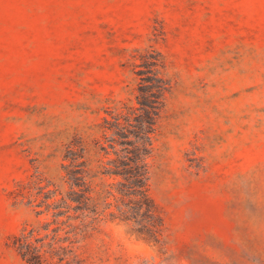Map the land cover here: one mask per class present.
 <instances>
[{"label":"rangeland","instance_id":"374dc122","mask_svg":"<svg viewBox=\"0 0 264 264\" xmlns=\"http://www.w3.org/2000/svg\"><path fill=\"white\" fill-rule=\"evenodd\" d=\"M146 48L170 82L150 158L162 231L101 222L87 264H264V0H0V264H28L21 186L59 183L64 144L133 99Z\"/></svg>","mask_w":264,"mask_h":264},{"label":"trees","instance_id":"16d2710c","mask_svg":"<svg viewBox=\"0 0 264 264\" xmlns=\"http://www.w3.org/2000/svg\"><path fill=\"white\" fill-rule=\"evenodd\" d=\"M128 66L133 99L105 108L90 144L81 137L64 144L58 184L31 175L17 193L34 213L11 240L28 264H87L85 241L106 220L131 223L144 239L159 241L163 219L149 194L150 158L170 82L153 49L134 50Z\"/></svg>","mask_w":264,"mask_h":264}]
</instances>
